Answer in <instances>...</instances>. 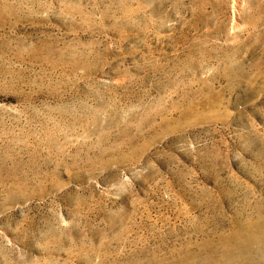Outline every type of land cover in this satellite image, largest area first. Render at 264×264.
I'll return each instance as SVG.
<instances>
[{"label": "rangeland", "instance_id": "obj_1", "mask_svg": "<svg viewBox=\"0 0 264 264\" xmlns=\"http://www.w3.org/2000/svg\"><path fill=\"white\" fill-rule=\"evenodd\" d=\"M0 264H264V0H0Z\"/></svg>", "mask_w": 264, "mask_h": 264}]
</instances>
